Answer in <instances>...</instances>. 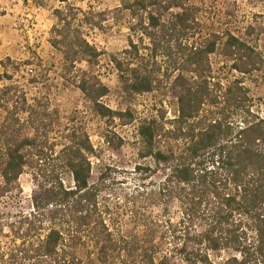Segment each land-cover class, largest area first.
<instances>
[{"label":"trees","instance_id":"16d2710c","mask_svg":"<svg viewBox=\"0 0 264 264\" xmlns=\"http://www.w3.org/2000/svg\"><path fill=\"white\" fill-rule=\"evenodd\" d=\"M59 1L67 5L53 11L56 22L49 42L62 54L63 69L70 74L76 64L93 65L103 53L74 23L78 10L67 0ZM122 4L133 14L137 9L144 15L137 30L141 44L130 41L123 56L110 57L125 111H113L101 102L109 89L95 74L80 71L72 76V84L98 116L126 125L136 120L130 107L135 96L160 84L161 66L178 72L182 86L178 115L168 123L156 116L137 121V157L145 163L135 165V171L140 176L139 196L165 214L175 205L179 218L151 219V225L145 223L143 231L130 237L113 232L105 220L106 207L100 205L108 176L90 182L88 156L94 151L88 135L83 129L68 130L53 170L31 193L30 208L12 213L8 206H0V219L9 228L12 243L19 241L8 254L0 253L6 258L3 263L72 264L76 259L69 253L90 243L99 264H264V116L246 105L247 90L241 82L213 94L205 76L213 53L232 60L233 70L243 75L260 70L264 55L252 43L259 35L252 27L242 37L228 31L214 33L195 46L188 38L200 27L199 11L188 0H122ZM170 10L177 12L165 23L162 18ZM5 63L12 61L7 58L1 64ZM66 73L62 76L70 81ZM219 99L235 107L216 112ZM0 110L5 113L0 124L2 200L18 189L25 170L39 168L59 113L50 110L48 97L30 99L15 85L0 88ZM26 112H33L26 122L33 132L30 136L19 123L18 114ZM155 175L160 180L148 192L145 182ZM159 227L165 233L157 242Z\"/></svg>","mask_w":264,"mask_h":264},{"label":"rangeland","instance_id":"374dc122","mask_svg":"<svg viewBox=\"0 0 264 264\" xmlns=\"http://www.w3.org/2000/svg\"><path fill=\"white\" fill-rule=\"evenodd\" d=\"M67 3L78 10L74 23L79 25L85 39L103 53L93 65L86 62L76 64L70 74L63 69L62 54L49 42L50 29L56 22L53 11L64 9L67 4L59 0H0V88L15 85L30 99L48 97L50 110L56 109L59 113V124L50 133L49 149L43 151L46 156L39 162V168L25 170L18 179V189L0 200V206H8L12 213L20 207L28 210L31 193L37 190L39 184L44 183L45 174L55 166V156L64 143V133L83 129L94 151L91 154L93 156H88L90 182H101V177L105 175L109 179L101 188L100 205L102 209L106 207L105 220L113 232L130 237L143 231V225H149L151 219L158 218L161 222L167 219L177 220L179 213L175 205L165 214L159 206H154L146 197L139 196L137 187H140V176L135 171V165L145 163L137 157L138 119L156 116L163 117L168 123L178 115L177 99L182 87L181 81L176 77L178 72L161 66L157 73L160 79L158 87L150 93L136 95L130 105L135 121L124 125L117 118H101L72 84V76L76 77L80 71L95 74L109 89L101 102L113 111H125L127 106L120 93L118 73L110 57L123 56L130 49V41L141 44L137 30L140 29L139 21L144 15L137 9L135 14L132 10L125 9L122 0H67ZM188 5L198 9L200 24L189 36L190 43L199 46L209 35L226 31L242 37L246 29L252 27L255 34L259 35L252 43L264 55V0H188ZM176 12L177 10H170L162 20L165 23L171 21ZM143 42L148 44L147 38ZM7 58L13 64H1ZM208 62L209 70L205 76H208L206 82L213 94L224 92L239 81L247 90L246 105L264 116V64L259 66L260 70L243 75L233 70L232 60L219 53L211 54ZM5 70L10 80L7 79ZM63 73H66L70 81L63 78ZM31 79L35 82L31 83ZM203 80L204 78L201 79ZM218 83L222 90H219ZM29 103L32 101L29 100ZM217 106L216 112L220 109L222 112H231L235 107L225 104L222 99H219ZM31 114L33 112L18 114L21 121L19 123L29 136L33 132L26 128V122ZM4 117V111L0 110V124ZM1 142L0 136V147ZM50 143L55 145L51 147ZM159 180V175L146 180L148 192L156 189L155 185ZM4 223L0 219V253L5 255L19 241L12 243L11 232ZM155 232L154 237L159 242L158 239L165 230L159 227ZM166 243L167 241H163L164 250L167 249ZM69 255L76 259L72 264H99L97 250L90 243L76 248ZM4 259L6 258L0 256V264H4ZM26 264H31V261H26Z\"/></svg>","mask_w":264,"mask_h":264}]
</instances>
